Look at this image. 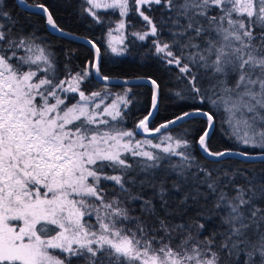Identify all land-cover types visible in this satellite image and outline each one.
<instances>
[{
  "label": "snow or ice",
  "instance_id": "1",
  "mask_svg": "<svg viewBox=\"0 0 264 264\" xmlns=\"http://www.w3.org/2000/svg\"><path fill=\"white\" fill-rule=\"evenodd\" d=\"M77 4L155 71L104 74L91 38L77 63L52 4L0 0V264H264V0Z\"/></svg>",
  "mask_w": 264,
  "mask_h": 264
},
{
  "label": "trees",
  "instance_id": "2",
  "mask_svg": "<svg viewBox=\"0 0 264 264\" xmlns=\"http://www.w3.org/2000/svg\"><path fill=\"white\" fill-rule=\"evenodd\" d=\"M26 2L29 5H34L41 2L52 4L54 6L55 14L58 17V23L62 27H64L66 30H70L75 37L91 38L97 40L101 44L104 56V63L102 64V71L104 72V74L112 75L114 78L123 76L134 77L142 75L149 71H155V65H152L150 67H142L144 61L140 53L143 52L141 44L144 42L135 41L134 38L129 35L125 39V43L128 45L129 49L128 52L121 56H117L111 53L107 48L105 42L109 25L107 23L103 26L93 24L90 18H85L83 15H80L77 0H68L67 3H65V0H26ZM13 10L15 12L21 13L22 17L24 15H29L31 12L23 10L21 8H17L15 7V5H13ZM101 12L103 14L104 11ZM114 15H116V13L112 14L111 19L115 17ZM106 19H108V17ZM129 19L133 18L129 17ZM32 20L34 23L39 24L41 21V17L39 15H32ZM134 23L137 24V29H139V21L134 20ZM48 33H51V31L48 30ZM48 38L52 43L56 44L59 47H62L63 49H71L75 51L81 58L77 61V63H80L82 61L84 55L88 52L89 49V45L71 37L62 38L59 34L52 33ZM156 75H161L162 78L167 81L166 75H163L160 72H156ZM116 81L118 80L114 79L111 82L110 87L113 92L119 93L122 91V89L116 86L118 85ZM136 83L139 82L136 81L132 84ZM91 84L97 85V82L93 79L91 81ZM97 87H99V85H97ZM135 90L143 91V88ZM139 99L141 100V102L143 101L142 97ZM145 114L146 112L141 109V105L139 103L134 104L128 111V117L125 123V127L131 129L133 127V121L138 118H142V116ZM165 114L166 113L162 108L161 117ZM161 117H157V122H159ZM137 138L140 137L138 136Z\"/></svg>",
  "mask_w": 264,
  "mask_h": 264
},
{
  "label": "rangeland",
  "instance_id": "3",
  "mask_svg": "<svg viewBox=\"0 0 264 264\" xmlns=\"http://www.w3.org/2000/svg\"><path fill=\"white\" fill-rule=\"evenodd\" d=\"M101 11H108L109 14H108L107 17L109 18V16H110V19H111V16H112V14H113L112 10H101ZM114 16H115V17L112 18V19H114V20L111 19L112 21H116V20L120 19L118 12H116V15H114ZM107 17H106V18H107ZM111 27H115V25L112 24ZM127 36H128L127 33H122V32H114L112 38H110V37H108V36L106 35L105 42H106V46H107V48H108V42H109V40H111L113 46L121 47L122 45L119 44V40H120L122 37H127ZM108 49H109V48H108ZM109 51H110V49H109ZM110 52H111V51H110ZM138 139H139V138H138Z\"/></svg>",
  "mask_w": 264,
  "mask_h": 264
},
{
  "label": "water",
  "instance_id": "4",
  "mask_svg": "<svg viewBox=\"0 0 264 264\" xmlns=\"http://www.w3.org/2000/svg\"><path fill=\"white\" fill-rule=\"evenodd\" d=\"M21 9L26 10V11H35L34 9H27V8H21ZM49 30L51 31V29H49ZM56 34H59V33H56ZM75 39H77V40H79V41L85 43V38L76 37ZM85 44H87V43H85ZM87 45H88V44H87ZM116 82L119 83V81H116ZM133 82H136V81H132V83H133Z\"/></svg>",
  "mask_w": 264,
  "mask_h": 264
}]
</instances>
